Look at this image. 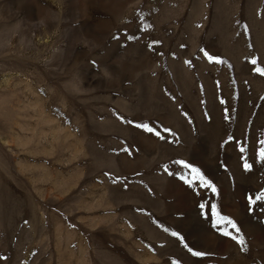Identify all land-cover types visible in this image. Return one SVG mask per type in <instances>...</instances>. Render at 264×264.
<instances>
[{"label":"rangeland","instance_id":"obj_1","mask_svg":"<svg viewBox=\"0 0 264 264\" xmlns=\"http://www.w3.org/2000/svg\"><path fill=\"white\" fill-rule=\"evenodd\" d=\"M257 196L264 0H0V264H264Z\"/></svg>","mask_w":264,"mask_h":264},{"label":"snow or ice","instance_id":"obj_2","mask_svg":"<svg viewBox=\"0 0 264 264\" xmlns=\"http://www.w3.org/2000/svg\"><path fill=\"white\" fill-rule=\"evenodd\" d=\"M129 39H131V37H129ZM209 59H212V58L209 57ZM254 63H255V61H254ZM145 127H147V126L145 125ZM148 131L151 132V131H153V129H152V128H148ZM164 131H165V132H168V131H170V130H169V129H164ZM156 135H157V136H160V132H156ZM241 151H243V149H241ZM174 163L184 165L185 167H191V165H187V164H185V162H184L183 160L174 161ZM244 167L247 169L249 166H248L247 164H245ZM193 171H197V172H198L197 169H193ZM208 183H209V186H211V183H210V182H208ZM211 190H212L213 192H215V191H216V188H215L214 186H211ZM262 198H264V197L257 196L256 199H262ZM201 207H203V205H201ZM215 207H216L215 205H212V210H213V212H215ZM224 219H227V218H224ZM227 222H228V224H229L233 229H236V231L239 232V229L237 228V226H236L235 223H233L231 220H228ZM217 223H220V221H217ZM225 234H226V235H230L229 233H225ZM173 235L175 236V235H177V234H176V233H173ZM232 238H233V239H237V237H232ZM238 242L243 243V238L240 237L239 240H238ZM194 254H195V255H203V253H200V252H196V253H194Z\"/></svg>","mask_w":264,"mask_h":264}]
</instances>
